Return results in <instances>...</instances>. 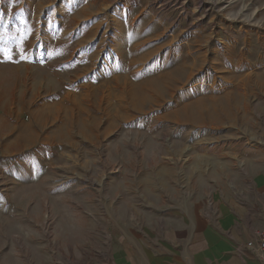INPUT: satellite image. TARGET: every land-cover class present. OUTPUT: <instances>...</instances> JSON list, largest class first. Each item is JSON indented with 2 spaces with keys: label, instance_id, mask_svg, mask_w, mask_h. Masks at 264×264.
Masks as SVG:
<instances>
[{
  "label": "rangeland",
  "instance_id": "rangeland-1",
  "mask_svg": "<svg viewBox=\"0 0 264 264\" xmlns=\"http://www.w3.org/2000/svg\"><path fill=\"white\" fill-rule=\"evenodd\" d=\"M95 4L96 70L0 64V264H71L88 247L68 240L98 244L88 223L175 188L207 197L229 160L264 150V0Z\"/></svg>",
  "mask_w": 264,
  "mask_h": 264
},
{
  "label": "crops",
  "instance_id": "crops-1",
  "mask_svg": "<svg viewBox=\"0 0 264 264\" xmlns=\"http://www.w3.org/2000/svg\"><path fill=\"white\" fill-rule=\"evenodd\" d=\"M102 10L95 0H0V64L21 71L55 59L68 65L84 62L85 69L96 70L103 53L98 22L104 21L97 20ZM13 119L9 129L29 128L18 114ZM228 162L230 168L222 170L207 197L203 185L193 191L175 188L151 199L147 212L134 220L116 213L111 223L106 218L88 223L90 233L100 230L98 244L68 240L71 250L88 247L85 255L75 251L68 262L261 264L245 245L264 229V150L244 149ZM104 213L109 217L108 210Z\"/></svg>",
  "mask_w": 264,
  "mask_h": 264
},
{
  "label": "built area",
  "instance_id": "built-area-1",
  "mask_svg": "<svg viewBox=\"0 0 264 264\" xmlns=\"http://www.w3.org/2000/svg\"><path fill=\"white\" fill-rule=\"evenodd\" d=\"M245 246L264 264V229L255 238L248 240Z\"/></svg>",
  "mask_w": 264,
  "mask_h": 264
},
{
  "label": "bare ground",
  "instance_id": "bare-ground-1",
  "mask_svg": "<svg viewBox=\"0 0 264 264\" xmlns=\"http://www.w3.org/2000/svg\"><path fill=\"white\" fill-rule=\"evenodd\" d=\"M179 71L177 70V69H175L174 71H168V72H166L165 74H164V79H166L165 81L167 82V84L169 85V86H171L170 88H172L173 86H175L176 85V83L175 82H173V80L176 78V76H177V73H178ZM162 77V76H161ZM156 80V79H155ZM156 88H157V86H153L152 87V89L153 90H156ZM151 91V90H150ZM151 94H155V93H151ZM171 95V94H170ZM147 97H150V95L149 94H146L145 95V97H144V99H148ZM179 106H180V104H179ZM188 111V109H179V110H177V112H175L178 116H180V117H188L190 114H189V112H187Z\"/></svg>",
  "mask_w": 264,
  "mask_h": 264
}]
</instances>
